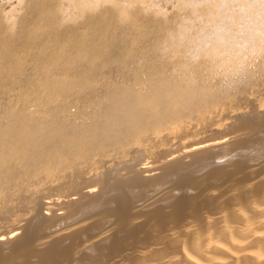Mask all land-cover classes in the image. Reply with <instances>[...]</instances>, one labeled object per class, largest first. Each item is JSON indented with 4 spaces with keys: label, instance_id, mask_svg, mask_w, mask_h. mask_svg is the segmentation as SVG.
I'll return each instance as SVG.
<instances>
[{
    "label": "bare ground",
    "instance_id": "1",
    "mask_svg": "<svg viewBox=\"0 0 264 264\" xmlns=\"http://www.w3.org/2000/svg\"><path fill=\"white\" fill-rule=\"evenodd\" d=\"M144 20H131L125 59L165 30ZM105 30L55 53L63 75L40 64L39 87L16 101L18 83L1 79H28L29 59L15 58V34L2 37L0 264H264V60L238 92L189 105L197 72L177 76L174 60L146 50L141 72L123 75L131 58L104 76L118 57Z\"/></svg>",
    "mask_w": 264,
    "mask_h": 264
},
{
    "label": "clouds",
    "instance_id": "2",
    "mask_svg": "<svg viewBox=\"0 0 264 264\" xmlns=\"http://www.w3.org/2000/svg\"><path fill=\"white\" fill-rule=\"evenodd\" d=\"M149 15L167 18L155 46L161 60H174V74L205 66L203 78L191 74L189 105L226 98L246 86L264 60V0H143ZM128 22L141 0H119ZM171 9V12L168 10Z\"/></svg>",
    "mask_w": 264,
    "mask_h": 264
},
{
    "label": "rangeland",
    "instance_id": "3",
    "mask_svg": "<svg viewBox=\"0 0 264 264\" xmlns=\"http://www.w3.org/2000/svg\"><path fill=\"white\" fill-rule=\"evenodd\" d=\"M79 1H81L84 6H87L85 11L78 9L77 7L74 9L64 7L65 10L62 9V11H60L59 13L54 10V5L47 0H0V29L4 32L0 36V46H2L3 49L8 46L2 42V37L5 35V33L9 35L15 34L11 38V43L15 45V58L18 59L19 63H23V60L29 59V62L27 63V67L29 68L28 74H30L28 79L21 80L18 76H7V74L3 75L4 78L1 79L2 83H4L5 89L9 88V84L11 87V81L18 83L17 87L19 92L16 93L15 91H13V93L11 92L12 95L10 94V99L12 100L14 98L12 101H16L18 99L17 97H19L20 95H29L32 90L39 87V85L37 84V82H39L37 73L39 71L38 67L40 64L47 66V72L54 76L63 75L64 69L61 68V64H59L60 59L57 57V55H55V53L63 49H65L66 51H75V41L82 40L89 33L90 36L96 37V29L98 28L109 29V32L107 30H105L106 32L104 31L105 37H107V39H109L110 41L109 45L111 46V50L114 52L113 54L118 55V57L115 56V58L117 57V60L121 58L117 62H115L116 59L114 58V62H112L109 67H107L106 70L103 71L105 73L104 76H106L107 78L110 77L109 79H115L116 74L118 73L119 75L120 71L122 72V63L128 61L127 59L131 58H135L136 60H131V62L135 61V63L133 62L130 66L132 68L134 66L135 69L137 67L138 70L136 69V71L141 72L142 69L140 71L139 68H142L144 66H141L140 64L143 63L142 61L146 63V59L144 60L145 57L142 56L144 55V50L147 51V55H150L148 53H151V55H153L152 58L157 56L155 53H153V51H155L154 46H156L155 44L160 40V37L165 30L159 34V39L157 37H154L153 35L150 36V38H148L146 41L147 44L145 46L147 47L145 48L144 46L143 49H141L140 51L138 50V52L133 51L130 55V58L125 59L124 57H122L121 49L127 46L126 44H129L133 40L135 31L133 29L134 26H131L132 19L134 21H137L138 19H145L144 21L146 23L148 22V25H150V27L152 28L158 27L157 25H164L166 28V22L168 23L167 18H165L164 20H158L154 16L149 15L148 13L150 9L148 5L145 3H141L140 7L132 12L130 20L128 22L125 23L121 18L118 17V24H122L119 26L118 24L116 25L114 24V22H112V15L115 13H119L120 11L119 0H106L109 4H105V6L103 5L101 6V8L95 6L98 4L99 0ZM168 11L171 12V9H169ZM90 15L100 20L98 27H95V25L90 23V21L87 19ZM119 15L121 16V13ZM39 20H44L46 22L45 26L37 25ZM2 22H4V24ZM57 22L60 23V26L53 27V24ZM114 36L118 38L119 36H121L120 43H118L116 39H113ZM41 45L47 46V49L42 48ZM148 46L149 48L150 46H152L151 48L153 49V51L151 48V50H149ZM88 47H90L92 53L94 54V46L90 45ZM31 52L32 57L30 58L29 55H31ZM37 55H39V57H36ZM141 56L143 60L141 59ZM173 64V67L175 68V62ZM83 66L85 73L89 71L94 72V68H96V64L94 63V61H88ZM116 66L118 67V69ZM197 67H194L192 71L197 72L195 74H198L197 76L203 78L202 76H204V74L206 73L204 66L201 65V67ZM130 68H125V73L123 75L129 76L130 71H135L134 68L133 71ZM118 75L117 78H120V76ZM119 81L121 80L119 79ZM26 105L32 108V104ZM20 106L24 107L25 105L23 103H20Z\"/></svg>",
    "mask_w": 264,
    "mask_h": 264
}]
</instances>
